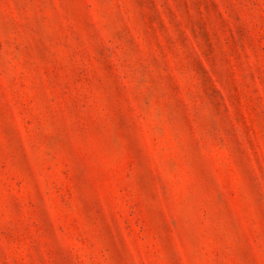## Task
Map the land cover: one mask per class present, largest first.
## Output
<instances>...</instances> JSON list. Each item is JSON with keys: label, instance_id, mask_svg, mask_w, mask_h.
<instances>
[{"label": "rangeland", "instance_id": "obj_1", "mask_svg": "<svg viewBox=\"0 0 264 264\" xmlns=\"http://www.w3.org/2000/svg\"><path fill=\"white\" fill-rule=\"evenodd\" d=\"M0 264H264V0H0Z\"/></svg>", "mask_w": 264, "mask_h": 264}]
</instances>
